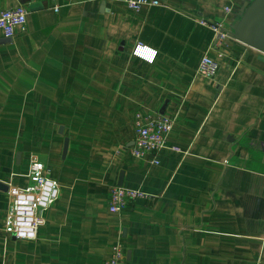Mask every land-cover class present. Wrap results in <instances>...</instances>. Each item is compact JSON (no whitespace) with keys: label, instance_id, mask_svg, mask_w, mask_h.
Instances as JSON below:
<instances>
[{"label":"crops","instance_id":"1","mask_svg":"<svg viewBox=\"0 0 264 264\" xmlns=\"http://www.w3.org/2000/svg\"><path fill=\"white\" fill-rule=\"evenodd\" d=\"M156 1L0 0L27 11L23 31L0 33V264H101L118 238L123 264H264V62L231 38L213 49L200 25L228 31L247 0ZM137 114L172 120L157 165L128 153ZM33 159L58 199L17 240L2 220ZM120 173L145 198L112 214Z\"/></svg>","mask_w":264,"mask_h":264},{"label":"built area","instance_id":"2","mask_svg":"<svg viewBox=\"0 0 264 264\" xmlns=\"http://www.w3.org/2000/svg\"><path fill=\"white\" fill-rule=\"evenodd\" d=\"M122 3L129 11L138 12L142 7L156 6V0H112ZM226 13L230 9H225ZM27 11L24 7L0 12V33L5 38H12L17 30L23 31L26 23ZM201 26H208L215 35L213 49L224 46L230 38L227 30L220 23L206 24L200 21ZM132 55L138 59L153 61L155 53L150 54L138 46ZM218 70L217 62L207 53L203 54L197 74L211 79ZM172 128V120L164 116L155 118L135 116L133 123V140L128 147L129 155L134 159L149 158L151 165L158 164V155L166 144V138ZM178 152V148L171 147ZM28 184L23 189L10 188L9 208L2 220V228L6 235L17 240H34L39 226L42 225L41 213L49 209L58 199V188L54 181L48 177L47 167L43 162L31 160L26 174ZM145 198V194L138 189L126 187H112L108 196V211L112 214L125 209L128 203ZM124 248L118 238L111 249L110 256L101 264H123Z\"/></svg>","mask_w":264,"mask_h":264},{"label":"water","instance_id":"3","mask_svg":"<svg viewBox=\"0 0 264 264\" xmlns=\"http://www.w3.org/2000/svg\"><path fill=\"white\" fill-rule=\"evenodd\" d=\"M234 41L256 51L264 62V0H247L228 30ZM11 38H4L9 41ZM68 141L63 142L62 158L67 151ZM18 158V156H17ZM122 185V173L118 179V187Z\"/></svg>","mask_w":264,"mask_h":264}]
</instances>
